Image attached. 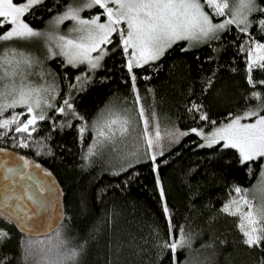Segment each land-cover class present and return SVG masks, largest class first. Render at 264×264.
Returning a JSON list of instances; mask_svg holds the SVG:
<instances>
[{
    "label": "trees",
    "instance_id": "1",
    "mask_svg": "<svg viewBox=\"0 0 264 264\" xmlns=\"http://www.w3.org/2000/svg\"><path fill=\"white\" fill-rule=\"evenodd\" d=\"M67 5L68 0H41L23 17L29 26L41 28ZM256 9H264V0H257ZM102 11L97 6L84 14ZM249 18L247 31H241L244 25L231 24L194 47L177 41L158 59L131 71L129 50L124 51L118 33L93 69L67 64L57 56L53 64L62 82L57 106L39 119L30 136L16 132V125L0 128V145L54 171L65 191L66 216L55 232L36 238L23 235L0 217L10 227L0 240V264H34L39 257L28 255L29 244L37 251L55 250L61 241L64 249L79 252L75 264H264V240L258 246L244 243L247 237L238 215L223 211L237 188L257 181L261 157L243 160L237 148L221 142L205 144L195 132H188L154 160L86 162L85 156L92 139L89 124L98 113L116 99L136 101V94L151 116L182 129L211 130L249 111L264 114V68L255 65L251 73L248 69L250 48L264 42L259 24L264 11H253ZM255 92L259 99L252 98ZM63 103L65 111H57ZM22 142L29 146L21 147ZM181 235L190 247L175 253L161 247Z\"/></svg>",
    "mask_w": 264,
    "mask_h": 264
},
{
    "label": "snow or ice",
    "instance_id": "2",
    "mask_svg": "<svg viewBox=\"0 0 264 264\" xmlns=\"http://www.w3.org/2000/svg\"><path fill=\"white\" fill-rule=\"evenodd\" d=\"M40 2L41 0H26V2L16 5L13 0H0V18H3L0 19V27H3L4 24L13 25L10 30L0 34V41L30 39L42 35L30 28L21 19L24 13ZM110 4L113 6H109ZM97 6L103 9L102 14L107 18L105 22H100V15H96L91 19L80 17V12L85 8L91 9ZM206 7L212 10L215 16H224L226 10H228L232 18L225 20L223 23L213 24L211 16L204 10ZM256 10L264 11V9L255 8V0H235L234 7L231 9L227 0H222V2L203 0V3L201 0H84L81 6H69L61 16L57 17V24L62 23L64 20L75 21L77 27H74L71 31L77 33V35L74 37L59 36L56 46L60 49L59 54L65 56L69 64L75 66L77 63L87 61L92 68H95L103 56V51L101 50V54L95 58L91 57L90 54L97 51L100 45L111 43L110 37L112 34L118 33L124 51L127 52L131 48L136 66H140L141 61L146 63L149 60L158 59L167 48L180 40L191 42L213 38L217 31L231 24L244 25L241 31H247V27L251 23L247 19V14ZM122 23L126 27L121 28ZM259 24L261 29L264 30V20L259 21ZM254 55L255 59L249 61V73H251L253 64L264 68V44L256 46ZM21 65L30 68L32 66L31 58L22 53H16L14 50L0 54V99H6L8 96L12 97L11 103H0V115L7 109L16 108L18 105L26 106L27 112L30 114L34 112L33 105L35 108L41 107L43 100L40 96L41 90L32 89L25 83L29 73L25 72ZM132 66L133 59H130L129 71H131ZM17 78H19V83H17ZM248 79L249 83L252 84L251 75ZM134 80L135 77H133ZM261 83H264V81ZM252 98L259 99L260 93H253ZM138 100L139 96H137ZM44 103L47 102L44 101ZM64 103L68 105L67 101ZM68 107H71V105H68ZM58 111L63 112L64 109L60 108ZM139 115L144 117L143 108L140 109ZM252 116L257 117L255 122L241 124V119H248ZM201 118L206 119V117ZM37 119L43 120L45 116L43 113L39 116L33 114L26 122H21L20 115L13 114L11 119L0 120V128L6 129L9 125H16V132L28 133L30 136L31 131H35V127H32L30 131V126H34ZM117 123L120 125V134L122 136L127 134L130 121L117 118L105 122L98 129V135L111 140L115 135L112 126ZM148 124L149 121L145 119L144 135L147 144L151 147L154 139L148 134ZM193 131L196 130L193 129ZM159 135V131H156L155 139L158 140ZM184 135H187V133H184ZM218 140L227 141L225 147L237 148L243 160L264 157V115H260L259 111H249L244 117L234 118L230 124L214 133L210 143H217ZM20 146L28 147L29 145L22 142ZM153 159H155L154 156ZM5 167V162L0 161V169H5ZM23 167H27V162L24 163ZM6 171L22 178L23 174L18 172L15 167H7ZM236 192L239 193L240 189L237 188ZM11 198L20 199L21 197ZM27 199L33 200V197L29 195ZM243 204L249 209L248 212L242 215L240 220V229L247 237L244 243L249 246H258L264 240V205L253 211L249 200L243 199ZM223 211L229 212L230 209L225 206ZM237 212H239V209L231 212V214L237 215ZM34 215L35 211L32 215L25 212L23 216L19 217L25 222L26 229L30 228L27 222L31 221ZM245 221L248 225L247 228H245ZM181 232H183L182 229ZM6 237L7 233L0 232V240ZM63 243L61 241L56 246L54 253L51 249L48 252L41 249L35 253L29 250L28 255L39 257L35 264H75L79 252L76 249H64L62 247ZM185 246L190 247V243L183 235L179 240L165 241L161 245L162 248L170 249L173 253L178 248ZM29 249H31V244H29Z\"/></svg>",
    "mask_w": 264,
    "mask_h": 264
},
{
    "label": "rangeland",
    "instance_id": "3",
    "mask_svg": "<svg viewBox=\"0 0 264 264\" xmlns=\"http://www.w3.org/2000/svg\"><path fill=\"white\" fill-rule=\"evenodd\" d=\"M24 2H26V0ZM24 2L21 3L14 2V3L16 5H20ZM83 2L84 0H68L67 7L64 8L61 12L52 15L47 20L46 24L41 28H33L29 26L24 20V17L22 16L21 19L23 20L24 23H26L30 28H32L36 32L41 33L42 35L37 37H32L30 39H13L9 41H0V54L8 53L14 50L16 53H22L25 56L31 58L32 66L30 68L21 65L24 71L29 73L25 83L28 84V86L32 89L41 90L40 96L43 98L40 108H35V106L33 105L34 108L33 113L31 114L28 113L26 106L18 105L16 108H9L6 111H4L2 114L4 116L0 115V120L11 119L13 114H19L21 122H26V120L30 118L31 115L35 114L39 116V114L43 113V115L45 116L51 108L57 106L58 98L62 92V82L58 73V69H57L58 67L53 64V60L57 56H60L61 58H63L65 63L69 64L67 58L59 54L60 49L56 46L57 38L59 36H73V37L76 36L77 33L72 32L71 30L74 27H77V25L76 22L73 20H64L62 23L59 24H57L56 20L57 17L61 16L69 6L78 7L81 6ZM201 2L203 3V0H201ZM217 2H222V0H217ZM227 2L229 4L230 9L234 7L235 0H227ZM109 6H113V5L110 4ZM256 6H257V0H255V8ZM85 10H89V9L85 8L83 11L80 12V17L82 19H91L96 15L101 16L100 19L101 23L105 22L107 19L106 16L102 14L103 11L101 13L94 12L92 14L87 15L84 14ZM204 10L208 12L209 15L211 16L213 24L223 23L225 20L232 18L231 13L228 10H226V14L224 16H215L212 10L207 9V7ZM251 13L247 14V19L249 21H250L249 16ZM213 15L216 18H214ZM4 25L6 27L0 34L10 30L11 27H13V25L11 24H4ZM120 27L124 28L126 27V25L122 23ZM222 30L223 29L217 31L214 34V36L220 33ZM209 39L211 38L200 41H191V42L187 40L185 41L187 43V46L194 47L208 41ZM258 44H264V42H256L252 45L248 53V65L250 60L255 59L254 54L256 51V46ZM106 45L107 44L100 45V48L97 49V51L92 52L90 54L91 57L95 58L96 56L101 54V50L103 51V56L98 61L97 66L100 64L101 60L108 51ZM128 50H129V56L127 60V66L129 64V60L133 59V66H132L133 69V67L136 66L135 60L132 57L133 50L131 48H129ZM138 55L139 54L137 53V56ZM150 61L153 60H149L148 62ZM142 64H144L143 61H141L140 65ZM75 65H84L87 70L93 69L87 61H85L84 63H77ZM255 65L256 64H253V66ZM85 74L86 73L84 72L79 76H84ZM5 83H7V81H5ZM17 83H19V78H17ZM137 96L138 94H136V101L128 102V99L126 98L127 101H125L126 99L123 100L116 99L109 102L98 113V115L94 118V120L89 124V129L91 130L92 133V139L86 148V155H85L86 162H89L92 159H95V161L102 159V161L105 162L106 159H108L109 161L110 160L113 161V160H118L120 158H128L131 161H135V162L138 160L145 159L147 157L153 159V156L156 157L163 150H166L175 143H177L184 136V133L194 132L193 129L196 130L195 133L199 134L202 137L203 143L213 144L210 143V141L214 133H216L218 129L226 127L228 124L232 122L234 118L243 117V116H235L215 126L211 130H206L201 127H191L187 129H182L176 126L175 124H172L170 121L166 119H160L151 116L149 108L142 106L140 98L137 101ZM44 101H46L47 103H44ZM11 102H12L11 96H8L6 99H0V103H11ZM68 105H70L69 102ZM65 106L63 103L62 106L57 108V111L60 108H63L65 111ZM141 108L144 109V117H141L139 115ZM117 118H119L120 120L127 119L130 121L127 134L123 136L120 134L119 132L120 125L119 123H117L112 126L115 135L112 137L111 140L100 137L98 135V129L103 124H105V122ZM145 119L149 121L148 134L151 135L154 139V143L151 147H149V145L147 144L146 137L144 135ZM256 119L257 117H254L253 119H241L240 122L241 124L253 123L255 122ZM38 121L39 119L36 120L34 126H30L29 129L30 131L32 127L36 126ZM156 131H159L160 134L158 140L155 139ZM218 142H221L225 145L227 141L218 140ZM261 158H262V170L257 181L254 184H252L250 187L240 190L239 193L237 192L233 197L229 198L224 203V208L225 206H228L230 209L229 212H235L237 209H239V212H237V215L239 217V225L242 215L249 211L248 207L243 204V199H247L251 202L253 211L258 210L262 205H264V157ZM8 226L9 225L1 221L0 219V232L8 233V229L10 228V227L8 228ZM247 227L248 225L247 222L245 221V228ZM26 249L28 253L29 250H31L32 252L37 251V250L29 249L28 247ZM41 249H43L45 252H48L49 250V248H41ZM41 249H38V251H40ZM54 251L55 250H52V253Z\"/></svg>",
    "mask_w": 264,
    "mask_h": 264
},
{
    "label": "water",
    "instance_id": "4",
    "mask_svg": "<svg viewBox=\"0 0 264 264\" xmlns=\"http://www.w3.org/2000/svg\"><path fill=\"white\" fill-rule=\"evenodd\" d=\"M0 161L6 164L5 169H0V217L28 237H45L55 232L64 221L66 211L65 191L54 171L39 160L4 145H0ZM25 162L27 167H23ZM7 167L17 168L22 178L9 174ZM29 195L33 200L27 199ZM33 211V219L27 222L30 228L26 229L19 217L25 212L32 215Z\"/></svg>",
    "mask_w": 264,
    "mask_h": 264
}]
</instances>
